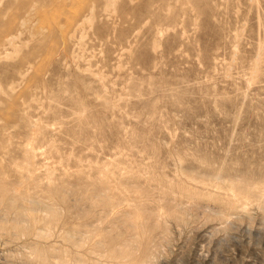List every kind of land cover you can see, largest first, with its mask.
I'll list each match as a JSON object with an SVG mask.
<instances>
[{"label":"rangeland","instance_id":"obj_1","mask_svg":"<svg viewBox=\"0 0 264 264\" xmlns=\"http://www.w3.org/2000/svg\"><path fill=\"white\" fill-rule=\"evenodd\" d=\"M263 187L264 0H0V264H264Z\"/></svg>","mask_w":264,"mask_h":264},{"label":"bare ground","instance_id":"obj_2","mask_svg":"<svg viewBox=\"0 0 264 264\" xmlns=\"http://www.w3.org/2000/svg\"><path fill=\"white\" fill-rule=\"evenodd\" d=\"M216 174L218 175V172H217ZM223 174H224V173H223ZM214 177H215V176H214ZM239 179H240V178H239ZM231 181H232V180H231ZM208 182H209V181H208ZM103 183H104V182H103ZM103 183H102V184H103ZM183 183H184V182H183ZM104 184H105V183H104ZM231 184H232V187L234 188V187H237L239 183H237V182L235 181V182H232ZM260 184H261V183H260ZM5 185H6V184H5ZM185 185H186V183H185ZM185 185H184V186H185ZM217 185H218V184H217ZM99 186H101V185H99ZM184 186H182V187H184ZM186 186H187V185H186ZM3 187H5V186H3ZM103 187H104V186H103ZM248 187H249V186H248ZM251 187H252V186H251ZM259 187H260V186H259ZM5 188H8V187H5ZM189 188H190V186H189ZM263 188H264V187H263ZM3 189H4V188H3ZM3 189H2V190H3ZM8 189H9V188H8ZM8 189H7V190H8ZM185 189H187V188L184 187V190H185ZM5 190H6V189H5ZM7 190H6V191H7ZM107 190H108V189H107ZM107 190H105V191H107ZM230 190H231V189H230ZM263 190H264V189H262V190H260V191H263ZM3 191H4V190H3ZM181 191L183 192V190H181ZM231 191H234V190H231ZM244 191H245V190H244ZM247 191H251V189H249V190H247ZM7 192H8V191H7ZM11 192H13V190H12ZM198 192H199V191H198ZM1 193H2V192H1ZM8 193H9V192H8ZM8 193H7V194H8ZM98 193H99V192H98ZM101 193H102V192H101ZM196 193H197V192H196ZM2 194H3V193H2ZM15 194H16V192H15ZM17 194H18V191H17ZM21 194H23V193H21ZM21 194H20V195H21ZM184 194H185V192H184ZM199 194H200V193H199ZM199 194H198V195H199ZM261 194H262V192H261ZM11 195H12V194H11ZM20 195H18L17 197H19ZM25 195H26V194H25ZM25 195H24V196H25ZM190 195H192V194H190ZM193 195H195V194H193ZM235 195H236V194H235ZM254 195H255V194H254ZM9 196H10V195H9ZM24 196H22V197L24 198ZM26 196H27V195H26ZM26 196H25V197H26ZM106 196H107V195H106ZM185 196H186V195H185ZM239 196H240V194H239ZM262 196H263V194H262ZM20 197H21V196H20ZM20 197H19V198H20ZM108 197H109V196H108ZM23 198H22V199H23ZM7 199H8V198L6 197V201H7ZM107 199H109V198H107ZM0 200H1V199H0ZM8 200H9V204H10L11 206H14L15 198L10 196ZM18 200H19V199H18ZM18 200H17V201H18ZM26 200H27V199H26ZM29 200H30V199H29ZM31 200H33V199H31ZM31 200H30V201H31ZM22 201H23V200H22ZM105 201H107V200H105ZM109 201H110V199H109ZM17 203H18V202H17ZM17 203H15V204H17ZM106 203H107V202H106ZM228 204H229V203H228ZM232 204H233V203H232ZM17 206H18V204H17ZM235 206H236V205H235ZM15 207H16V206H15ZM139 207H140V206H139ZM227 207H228V206H227ZM237 207H238V206H237ZM24 209H25V208H24ZM114 209H115V208H114ZM19 210H20V209H19ZM14 211H15V210H14ZM25 211L27 212L26 209H25ZM133 211H134V210H133ZM141 211H142V210H141ZM20 212H21L23 215L25 214V213H24L23 211H21V210H20ZM136 212H137V211H136ZM143 212H144V211H142L141 213H136L135 216L131 217L130 220L128 219V220H129V224H128V225H129V228H130V227H131V228L134 227L133 229L136 228L139 232L142 231L143 233L146 232V231L148 230L147 228H146V229H142L143 220L145 219V218H144L145 213H143ZM132 213H133V212H132ZM134 213H135V212H134ZM142 213H143V214H142ZM16 214H17V213H16ZM30 214H31V213H30ZM32 214H34V213H32ZM32 214H31V215H32ZM17 215H18V214H17ZM23 215H22V218H23ZM131 215H132V214H131ZM147 215H148V214H147ZM151 215H152V214H151ZM18 216L21 217V215H18ZM24 216L26 217V215H24ZM28 216H29V219H30L31 216H30V215H28ZM28 216H27V217H28ZM34 216H35V214H34ZM19 217H18V218H19ZM147 217H148V216H147ZM152 217H153V216H152ZM15 218H17V217H15ZM22 218H21V219L19 218L18 220H22ZM147 222H148V221H147V219H146V223H147ZM148 223H149V222H148ZM149 224H151V223H149ZM149 224H147V226H148ZM144 225H145V224H144ZM144 225H143V228H145ZM145 226H146V225H145ZM147 226H146V227H147ZM149 227H150V226H149ZM92 231H93V230H92ZM93 232H94V231H93ZM148 232H150V231H148ZM146 233H147V232H146ZM136 234H138V233H136ZM147 234H150V233H147ZM138 235H140V234H138ZM70 236H71V235H70ZM78 236H79V235H78ZM140 236H141V235H140ZM140 236H139V237H140ZM146 236L149 237L150 235H146ZM73 237H74V236H73ZM142 237H143V236H142ZM142 237H140V238L142 239ZM114 238H115V237H114ZM126 238H127V237H126ZM126 238H125V239H126ZM104 240H105V238H104ZM91 241H92V240H91ZM91 241H90V242H91ZM105 241H106V240H105ZM109 241H110V240H109ZM109 241H108V242H109ZM113 241H114V240H113ZM145 241H146V240H145ZM90 242H89V243H90ZM106 242H107V241H106ZM73 243H75V244H74V246H75V245H76V242H73ZM97 243H99V242H97ZM113 243H114V242H113ZM143 243H144V242H143ZM145 243H147V241H146ZM84 244H85V242H84ZM100 244H101V243H100ZM126 244H128V243H126ZM130 244H131V243H130ZM77 245H78V244H77ZM102 245H104V244H102ZM111 245H112V244H111ZM109 246H110V245H109ZM109 246H108V247H109ZM115 246H116V244H115ZM121 246H122V245H121ZM126 246H127V245H126ZM126 246H125L124 248H126ZM146 246H147V245H146ZM75 247H76V246H75ZM108 247H107V248H108ZM111 247H112V246H111ZM127 247H128V246H127ZM129 247H130V246H129ZM142 247H143V246H142ZM109 248H110V247H109ZM112 248H113V247H112ZM117 248H119V251H120V246L117 247ZM117 248H116V249H117ZM35 249H36V248H35ZM38 249H41V248H38ZM38 249H37V250H38ZM108 250H109V249H108ZM126 250L128 251V248H127ZM109 251H110V250H109ZM119 251H118V252H119ZM122 251H124L126 254H129V253H130L129 251H128L129 253H127V252H126L125 250H123V249H122ZM130 251H131V249H130ZM76 252H77V251H76ZM131 252H133V251H131ZM143 252H144V251H143ZM95 253H96V252H95ZM133 253H134V252H133ZM42 254H43L42 256H45V255H46V254L44 253V251H43ZM44 254H45V255H44ZM72 254H73V253H72ZM111 254H112V253H111ZM117 254H118V253H117ZM126 254H125V255H126ZM131 254H132V253H131ZM120 255H121V253H120ZM132 255H133V254H132ZM135 255H136V254H135ZM46 256H47V255H46ZM113 256H114V254H113ZM115 256H116V255H115ZM115 256H114V257H115ZM123 256H124V254H123ZM137 256H139V255H136V257H137ZM117 257H118V256H117ZM129 257H131V256H129ZM129 257H128V258H129ZM134 257H135V256H134ZM134 257H133V258H134ZM136 257L133 259V261H132L133 263H132L131 261H129V262L132 263V264H140V263H139V260H138L139 258L137 259ZM142 257H143V256H142ZM43 258H44V257H43ZM118 258H119V257H118ZM123 258L125 259V258H127V257H123ZM86 259H87V258H86ZM115 259H116V258H115ZM120 259H121V258H120ZM140 259H141V258H140ZM118 260H119V259H118ZM88 261H89V260H88ZM116 261H117V259H116ZM119 262H121V261H119ZM67 264H68V263H67ZM120 264H122V263H120Z\"/></svg>","mask_w":264,"mask_h":264}]
</instances>
